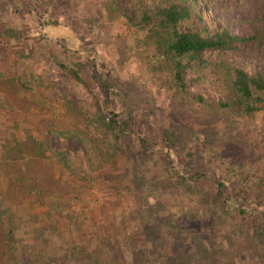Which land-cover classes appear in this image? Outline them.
Here are the masks:
<instances>
[{
	"label": "rangeland",
	"instance_id": "rangeland-1",
	"mask_svg": "<svg viewBox=\"0 0 264 264\" xmlns=\"http://www.w3.org/2000/svg\"><path fill=\"white\" fill-rule=\"evenodd\" d=\"M15 2L8 6L0 0V72L6 78L28 76L29 82L26 89L18 84L12 89L0 81V199H19L8 203L7 213L0 212V234L10 227L14 235L10 249L19 247L20 256L29 261L38 251L48 257L53 253L48 264H164V259L185 253L188 264H264L263 218L253 212L248 219L238 218L227 207L228 194H217L222 183L224 192L264 207V113L234 115L221 108L226 100L217 79L192 80L180 97L174 96L162 80L165 70H149L144 37L121 16L120 11H129L125 0ZM20 3L52 17V33L66 37L68 31L75 39L26 40L39 31ZM197 10L218 29L238 36L264 32V0H200ZM5 28L18 37L2 36ZM75 45L98 54L111 71V109L127 125L122 143L127 150L118 160L110 157L104 163L107 156L97 154L100 149L110 155L115 146L92 125L94 88L86 86L87 70L81 67L87 61L74 51ZM221 57L253 76L264 65V43ZM61 64L76 65L83 83ZM65 130L86 133L88 140L80 145L51 137L49 147L44 141L46 147L66 152L75 165L90 167L94 182L73 177L75 184L59 199V211L48 199L46 206L40 205L34 191L7 197L16 174L9 166L22 144L30 147L45 131ZM163 136H168L173 159L163 147L161 153L139 152L140 138L155 143ZM30 158L35 157L16 163ZM71 248L77 253L68 254ZM13 262L3 259L0 264Z\"/></svg>",
	"mask_w": 264,
	"mask_h": 264
},
{
	"label": "trees",
	"instance_id": "trees-1",
	"mask_svg": "<svg viewBox=\"0 0 264 264\" xmlns=\"http://www.w3.org/2000/svg\"><path fill=\"white\" fill-rule=\"evenodd\" d=\"M3 1L8 6H13L16 3L15 0ZM125 2L130 6L129 11H125V13L120 11L121 16L125 17L129 25L136 26L138 33L144 37L142 39L144 47H142L148 56L146 60L149 61V70L156 67L165 70L163 71L164 79L162 80L171 88L170 90L173 91L174 96L180 97L185 92L187 83L192 80L217 79L226 100L225 103H219L221 108L234 115L264 113V65L253 76H250L244 70L232 66L221 57L224 52H238L250 45L263 44L264 32L238 36L228 29H218L209 19L203 18L198 12L197 8L200 0H125ZM19 6L20 9L26 11V14L32 16L33 24L39 31L33 38L28 35L25 38L26 40L36 39L43 44L60 37L59 32L54 31L52 33L49 30V26L55 25L52 17H44V15L36 13L34 7L24 3H20ZM68 34L69 32L66 31V37L60 38L66 41L75 39V37H69ZM8 35L13 39L18 37L17 31L3 29L2 36ZM73 49L83 60L87 61L86 65L81 68L87 70L86 75L90 84L86 86L89 89L90 87L94 88L92 94L95 95L97 113L93 114L94 121H92V125H96L95 130L101 129L104 133L103 136L108 134L115 146L110 155L106 150L102 151L100 149H97V154L100 157L107 156L104 163L110 157L118 160L121 155L124 156L125 150H127V147L122 145L125 136H127V125H125V121L119 118L120 116L117 114L119 112L111 109L115 95L114 86L110 81L111 71L104 60L98 59V54L87 53L79 45L77 47L75 45ZM60 68L68 72L77 82L83 83L80 76L83 72L76 65L67 67V65L61 64ZM187 72L190 73L187 74ZM27 77L13 76L12 78H6L5 74L0 72V81L11 86L12 89L16 88L17 84L26 89L29 82ZM40 82V78L35 77L34 83L39 84ZM200 98L198 97L199 100H201ZM17 106L20 112H26V108L22 109L21 104L17 103ZM41 136L42 139H36L31 143V151L28 150L30 147H26L24 144H22L23 149L21 148L20 154L15 148H10L12 152L18 154L14 165L9 166L14 169L13 171L16 174L13 175L14 181L9 183L7 197L11 192L34 191L38 195L36 197H38L40 205L46 206L43 202L48 199L47 204L53 205L52 208L59 211L63 206L59 199L67 191L69 184H75L73 183V177H75V180L80 181L87 178L88 183H93L94 179L91 177L90 167L84 168L73 164L70 156L64 151L53 153V149L48 148V139L57 137L63 139L65 143L73 140L82 145L85 140H88L86 138L88 135L65 130L57 133L56 131H45L41 133ZM168 140V136H163L158 139V142L149 143L144 138H140L138 150L143 154L161 153L163 147L165 153L173 159L175 154L167 147ZM44 141L48 147H46ZM5 149L8 148L5 147ZM46 153L50 156L49 160L45 156ZM28 156L35 158L34 160L30 158L25 163H16L21 158L27 159ZM176 161L173 164L178 165ZM182 165L179 164L177 168L181 170V173H185V169H181ZM9 167L5 166L4 168ZM40 172L43 176L41 178H39ZM66 176L68 177L61 181V178ZM180 176L184 179L183 175ZM217 188L218 195L224 197L228 194V197H225L227 207L231 212H235L238 218L248 219L251 212H253L259 214L261 219L264 220V207H257L252 200L245 199L243 196L233 197L230 192H224L225 185H222V183H219ZM229 198L232 200H228ZM17 201L19 199L12 201L9 198H1L0 212L7 213L8 203L11 204ZM13 240L14 235L10 227L7 228L5 235L0 234V263L1 260L5 259V262L14 261L13 264H48L50 258L54 256L53 253L49 257L48 254L45 256L42 250L34 253L29 261V258L26 259L23 255L20 256L19 247L10 249L8 241L12 242ZM75 251H77L75 248H71L67 253L73 255L77 253ZM184 255L186 253L179 257L164 259L163 262L164 264H188L185 260L187 256Z\"/></svg>",
	"mask_w": 264,
	"mask_h": 264
}]
</instances>
